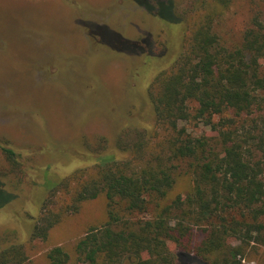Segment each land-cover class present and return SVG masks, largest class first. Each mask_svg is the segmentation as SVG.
<instances>
[{"label":"trees","instance_id":"obj_1","mask_svg":"<svg viewBox=\"0 0 264 264\" xmlns=\"http://www.w3.org/2000/svg\"><path fill=\"white\" fill-rule=\"evenodd\" d=\"M135 1L164 18L158 13L164 0ZM256 2L258 10L237 43L226 41L217 29V9L201 14L185 27L170 65L151 81L148 97L157 124L172 132L165 153L146 157L140 141L135 154L123 158L120 153L131 147L121 138L119 154L100 155L92 170L46 176L47 196L30 239H46L65 213L104 195L107 220L91 226L75 244V258L83 264H182L178 251L207 264H240L245 246L264 245V0ZM149 37L128 49H152ZM153 53L149 50L157 61L164 56ZM193 119L216 135H196L181 126ZM0 150L21 169L17 151L3 144ZM185 162L186 172L180 169ZM184 175H189L188 187L172 196ZM59 194L68 200L61 209L53 206ZM0 195L2 204L15 197L3 180ZM150 205L151 217L133 219ZM15 232L0 234V264H33ZM47 256L52 264H69L72 257L61 245Z\"/></svg>","mask_w":264,"mask_h":264},{"label":"rangeland","instance_id":"obj_2","mask_svg":"<svg viewBox=\"0 0 264 264\" xmlns=\"http://www.w3.org/2000/svg\"><path fill=\"white\" fill-rule=\"evenodd\" d=\"M164 1L161 18L135 0H0V144L17 151L22 162L16 169L0 150V180L15 194L7 204L0 195V234L16 231L33 264H52L47 253L56 245L72 255L69 264H83L75 258L77 240L108 218L101 195L65 213L46 239H30L47 196L46 176L92 170L100 155L119 154L121 138L131 147L120 153L123 158L134 155L140 141L146 157L165 153L172 132L157 124L148 88L179 51L185 27L217 9V29L237 43L258 10L256 0H170L173 8ZM146 34L153 42L149 50L164 52L159 61L147 46L128 49ZM181 126L196 135H216L194 119ZM187 165L180 169L186 172ZM188 185L189 175L182 176L171 195ZM55 201L61 209L68 200L60 195ZM154 211L150 205L132 217L148 218ZM245 248L240 264H264V245ZM178 256L182 264H207L185 251Z\"/></svg>","mask_w":264,"mask_h":264}]
</instances>
